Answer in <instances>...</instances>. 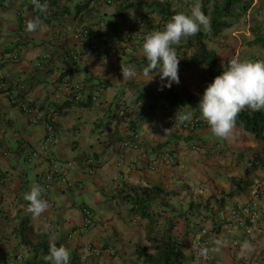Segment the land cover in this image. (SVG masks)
<instances>
[{
	"label": "crops",
	"instance_id": "0c3cea01",
	"mask_svg": "<svg viewBox=\"0 0 264 264\" xmlns=\"http://www.w3.org/2000/svg\"><path fill=\"white\" fill-rule=\"evenodd\" d=\"M140 1L151 0H115L112 5L100 8L90 6L89 0H44L46 12L32 8L27 14V21L36 17L42 21V26L31 33L25 31V24L17 15L19 5L30 0H10L9 5H0V51H21L19 61L0 65V73L6 76V89L0 92L1 135L9 150L7 156L0 154V170L10 177V183L0 190V264H7L17 254L24 256L22 264H39L43 254L36 246L44 241L48 246L55 244L68 249L69 264H79L85 259L83 247L89 241L117 249L120 260L106 258L105 264H125L132 251L146 243L147 219L142 221L139 215L132 213L131 204L126 199L135 197L139 189L160 188L161 192L167 193L166 201L174 213L177 211L174 202L187 205L186 209L189 203H203L197 218L202 221L201 227H211L216 224L219 209L243 201L253 184L260 182L264 185V162L258 161L264 158V141L236 124L228 139L216 137L210 128L191 134L173 130L170 123L175 121L176 115L178 119L179 115L191 117L200 115V112L192 105L172 106L164 99L147 98L146 93L158 92L161 82L153 77L155 71L147 76L144 74L147 61L142 49L134 56L110 50L109 57L104 58L72 40L73 32L83 27L101 30L102 22L118 23L128 14L136 13L137 9L142 12ZM128 3L134 6L121 15L120 8ZM257 7H264L263 0H253L248 12L257 11ZM235 26L239 28L233 32L240 40L243 27L240 21ZM247 30L245 35H251ZM243 49L245 60L252 55L264 54V49ZM71 50L79 54L78 58L70 55ZM220 51L223 52V47ZM43 56L46 59L39 67L37 62ZM126 62L134 63L139 73L123 79L116 68ZM62 73H69L82 82L86 92L101 88L102 99L92 102L85 96L82 102L75 103L68 94L59 93L57 82ZM198 83L199 80L194 82L187 76L182 82L163 89L187 93ZM20 84H25L26 89H20ZM8 91L17 92L19 97L36 108L42 118L54 123L57 143L50 152L53 157L64 161L93 155L102 160L94 175L82 174L79 170L71 174V179L83 183L82 189L56 182L49 195L53 205L39 216L28 212L29 202L24 195L39 185L49 167V160L41 155L29 162L27 157L32 149L39 146L46 129L42 121L11 106L7 100ZM125 92H129L130 101L125 114L119 115L117 100ZM202 94L201 90L192 92L196 98ZM133 133L139 135L137 140L141 149L129 150L127 159L134 161L136 166L125 167L123 177L119 178L118 155L123 149V141L132 139ZM217 140L225 145L221 156H205L191 149L193 142L213 143ZM170 148L177 151L173 160L161 164L157 170L148 168L151 159ZM234 180L242 181L239 189ZM244 182L249 185L242 189ZM233 190L234 194L229 195ZM218 202H221L220 207ZM84 206L92 210L94 223L87 232L70 237L82 223ZM259 215L249 230L236 234L241 248L245 242L251 245L250 249L242 248L249 261L236 258L219 236L217 240L221 243L217 244L216 240L214 264H264V202ZM21 222L28 227L25 241H31L35 247H28L21 240L18 234ZM197 232L190 228L187 233L192 240L189 246L194 251L188 255L189 263L207 264L196 251L194 236ZM89 260L87 264L98 263L92 257Z\"/></svg>",
	"mask_w": 264,
	"mask_h": 264
},
{
	"label": "built area",
	"instance_id": "2783aa9c",
	"mask_svg": "<svg viewBox=\"0 0 264 264\" xmlns=\"http://www.w3.org/2000/svg\"><path fill=\"white\" fill-rule=\"evenodd\" d=\"M41 4H44V0H40ZM90 6L100 8L108 5H112L114 0H89ZM32 0L30 2L19 5L17 9V15L22 24L27 21V14L32 9ZM151 14L145 12L132 13L127 15L122 23L118 25L113 31H109L105 22L101 23V32L97 29L89 27H83L76 30L72 34V40L81 44L89 49L94 54L100 53L104 58H108L110 50H117L118 52L127 55L134 56L137 51L142 49L143 37L145 34L151 31L162 30L166 22H152ZM131 49V51H129ZM178 58H183V52L181 49L176 51ZM70 55L73 58H78L79 54L71 50ZM238 58L244 60L240 55V51L236 50L234 54L228 59V62ZM21 59V51L18 49L3 50L0 51V65L7 64L9 62L19 61ZM46 56H43L37 62V66L41 67ZM249 60H263L257 56H251ZM226 64V66H227ZM123 65H132L136 74L139 70L132 62H126ZM122 64H119L116 71L119 75H122ZM6 89V76L4 73H0V92ZM20 89L25 90L26 85L20 84ZM57 91L62 94H68L71 100L75 103H80L85 99L87 95L84 92V85L82 82L75 80L69 73H62L57 82ZM89 95V94H88ZM103 91L101 88H96L89 95L88 99L92 102H99L102 99ZM7 100L11 106L18 107L26 115L34 117L37 121H42L45 125L46 133L38 147L32 149L27 159L29 162L37 159L41 155L45 156L49 160V167L41 177L39 185L42 188V198L47 200L49 205H53L50 199V191L52 186L56 182H61L65 185H74L79 189L83 188V183L80 180L71 179V174L76 170H79L82 174L94 175L96 170L100 167L102 160L96 156H86L84 158H72L69 160H58L51 155V149L57 143V129L54 123L42 118L36 108L32 107L26 100L19 97L17 92H7ZM130 101L129 92L121 94L117 100V112L119 115H124L127 109V105ZM1 106V105H0ZM170 128L175 131L185 132L188 134L198 132L202 129L210 128L206 121L198 114H194L188 121L181 124L175 121L170 123ZM137 133H133L132 139H125L122 143V151L118 155L117 165L120 168L118 177H123V169L125 167L134 168L136 163L127 159V152L129 150H140V142L137 140L139 137ZM191 149L195 150L205 156H221L225 150L223 142L217 140L213 143H204L200 141L193 142ZM0 154L9 155V150L5 147L0 125ZM177 156V151L173 148L167 149L162 155L151 159L148 163V168L157 170L161 164L169 163L174 157ZM184 167V165H182ZM10 183V177L1 172L0 170V190L6 187ZM264 202V185L260 182L253 184L247 191L246 197L243 201H236L232 204H228L222 209L218 210L216 216V224L211 227L203 226L194 236L195 247L198 256H201L205 263H213V252L217 238L221 236L222 242L225 246L232 250L234 256L242 261H249V257L245 255L241 248L240 241L237 239L236 234L242 230H249L251 223L256 222L259 215V208ZM82 223L73 230L69 235L72 237L77 233L87 232L94 223V217L92 210L84 206L82 208ZM206 248L207 255L202 256L200 249ZM84 258L87 256L96 259L97 264H105L106 258L120 260L118 252L111 246H99L89 241L85 243L83 247ZM24 260L22 254H17L12 257L7 264H19Z\"/></svg>",
	"mask_w": 264,
	"mask_h": 264
},
{
	"label": "clouds",
	"instance_id": "9594fccd",
	"mask_svg": "<svg viewBox=\"0 0 264 264\" xmlns=\"http://www.w3.org/2000/svg\"><path fill=\"white\" fill-rule=\"evenodd\" d=\"M32 3L41 13L47 11V5L41 4L40 0H32ZM207 25L208 19L197 2L191 6L190 12H178L172 15L162 30L145 34L142 53L147 66L144 67L143 72L146 76L153 71L159 75L161 82L159 90L162 91L164 87L170 88L173 83H179L181 58L177 57L174 45H179L182 39L196 35ZM41 26V19L36 17L34 20L26 21L25 31L35 32ZM222 69V72L204 89L197 108L211 132L218 138L228 139L235 127L236 118L243 108L247 106L254 111L264 110V60L233 58L226 67L222 64ZM121 71L123 79L131 78L136 74L132 65L122 64ZM189 119L188 114L179 115L178 122L183 124ZM24 199L29 202L27 210L33 216H39L49 207L48 201L42 198L40 186H33L31 191L24 195ZM220 243L217 240V244ZM242 248L250 249L251 245L245 242ZM200 254L206 256L207 249L201 248ZM43 259L46 264H69L70 253L64 246L57 247L51 244Z\"/></svg>",
	"mask_w": 264,
	"mask_h": 264
},
{
	"label": "trees",
	"instance_id": "16d2710c",
	"mask_svg": "<svg viewBox=\"0 0 264 264\" xmlns=\"http://www.w3.org/2000/svg\"><path fill=\"white\" fill-rule=\"evenodd\" d=\"M252 1L253 0H163V1L154 0L152 2L140 1L139 4L141 7L144 6L145 8H147L148 13L150 11L159 12L160 20H158L157 22H166V23L168 22V20L171 18L172 15L178 12L187 13L189 12L188 9L191 8V6L194 3L198 2L200 4L201 10L208 19L207 29L204 30L202 28L201 31L198 32L196 35L186 39L187 42L185 43L187 44V46L193 49L191 52H189L187 48H184V46H180V44L174 45V47L176 51L178 49H181L183 52V58L180 59V63H179L181 68L188 69L190 67L198 66L200 64H205L208 69L207 80L208 82H211L223 70L221 64V58L216 51L218 49H221L222 46L219 47L218 44L216 50L215 49L210 50L208 47V41H211L214 38H218V36L223 34L225 30H229V32L231 33L233 32V30L235 31L236 29H238L239 27H236L235 23L239 21L241 15L248 8L250 2ZM9 2L10 0H0V5L1 6L9 5ZM210 2L214 3L213 6L209 5ZM133 6H134L133 3L123 5L120 8L121 10L120 14L122 15L124 10L131 9V7ZM236 10H238V12H236ZM140 12L141 11L136 13H140ZM122 20L121 22L118 23H114V22L106 23L107 24L106 28H108L109 31H113L118 25L122 23ZM113 25L114 28H112ZM261 27H264V25L261 24ZM100 32L101 30H98V32L95 33H100ZM262 34H263L262 38L258 37L256 38V41L259 42L264 48V28L262 29ZM233 38L234 37H232V39ZM221 41L224 42L223 39H221ZM234 42H236L235 39ZM234 52L235 50L233 51V54ZM231 56H229V58ZM228 59L226 60V63L224 65L225 67ZM84 92L87 94L86 97L88 99L89 95L93 91L90 93V92H86L84 89ZM146 96L150 100H162V99L167 100L172 106L192 105L196 110H198L197 105L201 98V97L196 98L190 93H179L175 91H166L164 89L162 91L158 90V92L156 93L148 92L146 93ZM236 125L254 134L258 140L264 141V110L254 111L250 109H242L236 118ZM258 161L264 162V158L259 159ZM241 183L242 181L234 180V184L237 187V189H239L242 186ZM248 185H249L248 182H244L243 183L244 187H242V189H244ZM234 192H235L234 190L231 191L229 195H233ZM166 194L161 192L160 188L158 187L144 188V189L141 188L136 192L135 197L131 196L126 198L128 202L131 204V212L136 215H139L141 219H145V220L147 219V221L150 223L151 226L147 227L148 234L149 232L150 233L152 231L154 232L152 225L154 224L157 218L156 215L160 213L159 210H157L156 208H160V209L169 208V212H171V214L174 215L176 213V212L174 213L172 209L169 207L170 205L166 201L167 200ZM218 203L220 207L221 202ZM207 205L208 203H206L205 206ZM201 207H204L203 203H189L187 208V213L194 211L195 214L197 215L198 213H200ZM178 220L189 222L187 220L186 215L183 218L178 217ZM24 222L20 223V229L18 230V234L20 235L23 243L25 242V244L28 247H35V245L31 241L26 242L24 239L25 231H28V227L24 226L26 222L25 223ZM174 227H175V221L166 220L165 228L163 229L161 234L162 241L160 244L157 245V252L155 254H149L146 251L141 252L139 254V257L143 260V262L148 264H185L187 261L189 262L190 258L179 248V240L173 234ZM184 235H188V234L184 233ZM151 240L154 241V239L152 238ZM36 248L37 250H41L43 254V256L40 257L39 264H46V261L43 259V257L48 253V249H49L48 243L45 241L43 243H38ZM70 264H73V262H71Z\"/></svg>",
	"mask_w": 264,
	"mask_h": 264
},
{
	"label": "rangeland",
	"instance_id": "374dc122",
	"mask_svg": "<svg viewBox=\"0 0 264 264\" xmlns=\"http://www.w3.org/2000/svg\"><path fill=\"white\" fill-rule=\"evenodd\" d=\"M127 1H129V0H127ZM152 1H154V0H151L149 2H152ZM247 2H249V1H247ZM263 2H264V0H263ZM252 3H253V1L250 2L248 9H246L244 11V13L241 15V17L239 19L240 25L243 27V30L245 31V32L244 31L242 32V35H243L242 39L239 40L238 38H236V35L234 34V32L230 33L229 30H225L223 34L218 36V38H214L211 41H208V47L210 50H214V49L216 50L218 44H219V47H221V46L223 47V52L222 51L219 52L220 49L216 50L217 54L221 58V64L225 65L226 60L229 58V56H231L233 54L234 50L235 51L239 50L240 55L245 60L246 58H244V55H243V53H244L243 47L245 48V50L256 48L258 51H262L264 49L263 46L259 42L256 41V38H258V37L262 38V35H263L262 29L264 27H261V25H258V23L262 22V25H264V7H257L258 8L257 11L252 10V11L248 12ZM213 4H214L213 2H210L209 5L213 6ZM143 7L144 6H142L141 8L139 7V8L141 10H143L142 12H145L146 14H151V20H152L151 23L152 22L156 23L158 20H160L159 12L150 11L148 13L147 8H143ZM188 10L190 12V8ZM136 12H139V10L137 9ZM256 14L258 16H256ZM255 24H257L258 26ZM207 27H208V25H207ZM207 27H203V29L206 30ZM247 29H249V31L251 32V35H245V33L248 32ZM232 37H234V38L232 39ZM221 39H223L224 42L221 41ZM234 39L236 40V42H234ZM185 42H187L186 39H182L180 42V46H184V48H187L188 51L191 52L193 49L188 47ZM222 53H224V54H222ZM252 56H254V55H252ZM255 56L264 60V54L260 55V53H259V55H255ZM178 74H179V83L182 82V80L184 78H186L187 76H189L191 79H193L194 82L196 80H199L198 86L193 85L191 89L187 90V93H190V94H192L193 91H197V90H201L204 92V89L210 83L207 80L208 69H207V66L205 64H200L198 66L190 67L188 69L180 68ZM153 76L155 77V79H159L158 74L156 75V73H153ZM194 86H196V87H194ZM173 205L175 206L174 207L175 210H177L174 215L171 214V212H169V208L168 209L167 208H165V209L156 208L157 210H159L160 213L156 215L157 218H156L154 224L152 225L154 232L152 231L151 233L149 232V234H148V231H147V235L145 236L146 237L145 238V241H146L145 246L141 247L142 246V244H141V246L139 245V247L134 249L135 251H132V253L129 255V258L125 259V264H148V263L143 262V260L139 257V254L143 251H146L149 254H155L157 252V245L160 244L162 241L161 234H162L163 229L165 228L166 220L175 221V227L173 229V234L179 240V248L185 254H187V256L190 255L192 252H194L189 246V243L192 240L190 239V237L188 235H184V233L185 234L188 233L190 228L192 229V232H194L196 230L199 231V229L201 228L200 224L202 223V221H198L199 219L197 218V215L195 214L194 211L187 213V209L185 207L187 205H183V204L178 203V202H174ZM185 215L187 216V220L189 222H184L183 220H178V217L183 218ZM206 216H208V215H206ZM144 220L145 219H142V221H144ZM189 223H192V224L190 225ZM146 224H147V227L151 226L148 221L146 222ZM202 227H203V225H202ZM150 236L152 239H154V241L151 240ZM113 248L116 249L115 247H113ZM116 251H117V249H116ZM89 258L90 257L87 256L85 259H82L79 264H87L88 262H90ZM24 260L20 264H22L24 262ZM189 262L187 261L185 264H190Z\"/></svg>",
	"mask_w": 264,
	"mask_h": 264
}]
</instances>
